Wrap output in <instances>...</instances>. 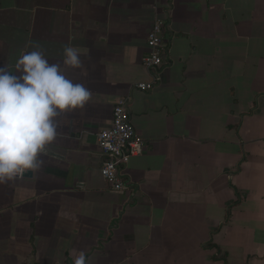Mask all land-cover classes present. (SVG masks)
Listing matches in <instances>:
<instances>
[{
	"label": "crops",
	"instance_id": "obj_1",
	"mask_svg": "<svg viewBox=\"0 0 264 264\" xmlns=\"http://www.w3.org/2000/svg\"><path fill=\"white\" fill-rule=\"evenodd\" d=\"M168 25L161 83L144 60ZM36 43L92 95L58 117L31 178L0 185V264H264V0H0V65ZM121 99L147 142L101 175L97 135Z\"/></svg>",
	"mask_w": 264,
	"mask_h": 264
},
{
	"label": "clouds",
	"instance_id": "obj_2",
	"mask_svg": "<svg viewBox=\"0 0 264 264\" xmlns=\"http://www.w3.org/2000/svg\"><path fill=\"white\" fill-rule=\"evenodd\" d=\"M16 61L15 71L0 65V185L26 170H38L43 155L58 136L61 115L82 109L91 99L83 83L66 69H81L80 49L66 44L60 62H50L39 44ZM74 264H90L81 250Z\"/></svg>",
	"mask_w": 264,
	"mask_h": 264
},
{
	"label": "built area",
	"instance_id": "obj_3",
	"mask_svg": "<svg viewBox=\"0 0 264 264\" xmlns=\"http://www.w3.org/2000/svg\"><path fill=\"white\" fill-rule=\"evenodd\" d=\"M160 1L166 6L170 3V0ZM167 29L166 22L158 18L149 32V54L144 63L152 72L153 80L138 83L136 89L140 92L152 91L161 83L162 69L167 63L168 56L165 39ZM129 108L128 99L119 100L113 111L111 125L97 135L102 155L100 172L112 190L116 192L129 191L128 184L124 180L123 169L130 163L132 158L142 156L147 148V142L139 135L132 124ZM24 174L17 179L23 178Z\"/></svg>",
	"mask_w": 264,
	"mask_h": 264
},
{
	"label": "water",
	"instance_id": "obj_4",
	"mask_svg": "<svg viewBox=\"0 0 264 264\" xmlns=\"http://www.w3.org/2000/svg\"><path fill=\"white\" fill-rule=\"evenodd\" d=\"M32 177V172L28 170L24 175L23 178H31Z\"/></svg>",
	"mask_w": 264,
	"mask_h": 264
}]
</instances>
